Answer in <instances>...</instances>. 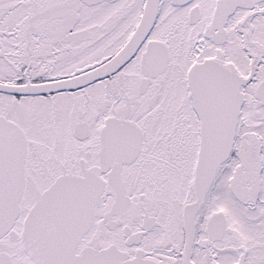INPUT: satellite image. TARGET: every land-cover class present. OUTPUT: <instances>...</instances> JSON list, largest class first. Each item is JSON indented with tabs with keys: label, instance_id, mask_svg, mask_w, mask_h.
I'll list each match as a JSON object with an SVG mask.
<instances>
[{
	"label": "snow or ice",
	"instance_id": "1",
	"mask_svg": "<svg viewBox=\"0 0 264 264\" xmlns=\"http://www.w3.org/2000/svg\"><path fill=\"white\" fill-rule=\"evenodd\" d=\"M0 264H264V0H0Z\"/></svg>",
	"mask_w": 264,
	"mask_h": 264
}]
</instances>
